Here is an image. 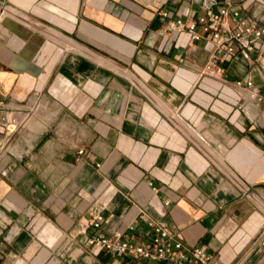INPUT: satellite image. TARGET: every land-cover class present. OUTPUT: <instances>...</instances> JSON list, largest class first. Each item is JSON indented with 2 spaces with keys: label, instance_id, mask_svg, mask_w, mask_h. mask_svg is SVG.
I'll return each mask as SVG.
<instances>
[{
  "label": "crops",
  "instance_id": "0c3cea01",
  "mask_svg": "<svg viewBox=\"0 0 264 264\" xmlns=\"http://www.w3.org/2000/svg\"><path fill=\"white\" fill-rule=\"evenodd\" d=\"M225 2L264 23V0ZM206 4L0 0V264H156L87 245L97 212L106 237L163 217L220 264H264V80L204 74L202 41L159 34L162 7Z\"/></svg>",
  "mask_w": 264,
  "mask_h": 264
},
{
  "label": "built area",
  "instance_id": "2783aa9c",
  "mask_svg": "<svg viewBox=\"0 0 264 264\" xmlns=\"http://www.w3.org/2000/svg\"><path fill=\"white\" fill-rule=\"evenodd\" d=\"M214 5L217 9L210 10ZM206 7L203 14L189 20L168 6L162 7L159 15L166 19V25L159 34L184 32L190 40L202 41L203 47L211 53L203 67L204 74L220 77L226 64L244 61L251 65L256 77L264 80V23L246 15L242 7L234 3L218 4L217 0H208ZM254 78L251 74L241 76L235 79L234 88H245L255 97ZM167 204L168 200L164 202L165 206ZM102 219V214L97 212L87 225L96 229L86 237V244L95 249L130 256L137 261H156V264H220L218 256L207 251L205 245H186L176 228L163 217L146 220L148 230L140 243L106 237L99 231Z\"/></svg>",
  "mask_w": 264,
  "mask_h": 264
}]
</instances>
